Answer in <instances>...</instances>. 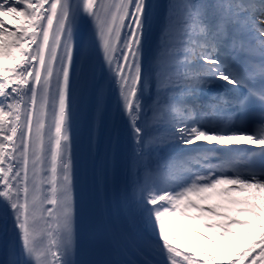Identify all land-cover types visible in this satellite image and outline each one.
Wrapping results in <instances>:
<instances>
[{
    "label": "snow or ice",
    "instance_id": "obj_1",
    "mask_svg": "<svg viewBox=\"0 0 264 264\" xmlns=\"http://www.w3.org/2000/svg\"><path fill=\"white\" fill-rule=\"evenodd\" d=\"M258 200L264 0H0V264H264Z\"/></svg>",
    "mask_w": 264,
    "mask_h": 264
},
{
    "label": "bare ground",
    "instance_id": "obj_2",
    "mask_svg": "<svg viewBox=\"0 0 264 264\" xmlns=\"http://www.w3.org/2000/svg\"><path fill=\"white\" fill-rule=\"evenodd\" d=\"M156 2L161 3V4H164V3L167 2V0H156ZM154 38L155 37L153 35V37H152V41L153 42H154ZM4 63L7 64V63H10V61L5 60ZM256 203L259 206V208H260V206L263 207V209L260 208V209H262V212L260 213V218L255 223V227L251 229V233L249 235H247L246 237H244L243 239H241L240 241H238L236 244L232 245L231 247H228V249H229V256H233L234 257L235 253L239 249H242L243 247L247 246V244H249L252 240L258 239L259 234L261 232H264V226H262L264 224H262V225L259 226V222L262 221V220H264V200H258V201H256ZM112 253H113V251H112ZM132 258L139 260L141 257L139 255L133 254V257ZM227 258L228 257H225V259H227Z\"/></svg>",
    "mask_w": 264,
    "mask_h": 264
},
{
    "label": "rangeland",
    "instance_id": "obj_3",
    "mask_svg": "<svg viewBox=\"0 0 264 264\" xmlns=\"http://www.w3.org/2000/svg\"><path fill=\"white\" fill-rule=\"evenodd\" d=\"M4 19L7 20L10 24L15 23V21H13L10 17H4ZM258 208H259V207H258ZM260 208L263 209L262 206H260ZM260 208L257 210V215H255V216H251V217H249V216H242V217H241V219H250V220L252 221V224H251L250 227H248V230H250L251 228L255 227V223H256L257 220L260 218V213L262 212V209H260ZM263 221H264V220L260 221L259 224L262 223ZM242 230H243V229H241V231H242Z\"/></svg>",
    "mask_w": 264,
    "mask_h": 264
}]
</instances>
